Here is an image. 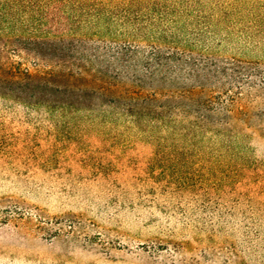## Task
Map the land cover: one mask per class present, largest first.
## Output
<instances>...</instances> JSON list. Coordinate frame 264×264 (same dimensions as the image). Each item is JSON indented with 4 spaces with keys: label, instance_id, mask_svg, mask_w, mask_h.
<instances>
[{
    "label": "rangeland",
    "instance_id": "374dc122",
    "mask_svg": "<svg viewBox=\"0 0 264 264\" xmlns=\"http://www.w3.org/2000/svg\"><path fill=\"white\" fill-rule=\"evenodd\" d=\"M241 4L217 54L244 78L206 87L222 122L204 129L193 116L107 123L61 93L36 90L34 106L0 83V264H264V33L240 35L264 0ZM2 60L49 67L27 52Z\"/></svg>",
    "mask_w": 264,
    "mask_h": 264
},
{
    "label": "trees",
    "instance_id": "16d2710c",
    "mask_svg": "<svg viewBox=\"0 0 264 264\" xmlns=\"http://www.w3.org/2000/svg\"><path fill=\"white\" fill-rule=\"evenodd\" d=\"M240 8L241 0H0V83L11 86L2 95L15 93L19 101L28 95L38 106L43 98H32L34 91L51 90L63 94L61 106L75 101L107 123L163 124L193 116L204 129L222 122L202 97L206 87L244 78L239 66L217 54L233 39L232 16ZM237 19L244 23L242 15ZM249 23L240 35L250 44L256 34L250 31L263 35L264 20ZM4 52L34 54L49 67L31 73L5 63ZM179 81L196 84L177 87ZM148 83L176 88L167 95L145 92Z\"/></svg>",
    "mask_w": 264,
    "mask_h": 264
}]
</instances>
